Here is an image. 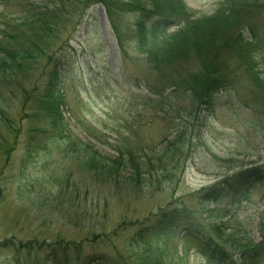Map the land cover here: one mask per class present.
Here are the masks:
<instances>
[{
  "label": "rangeland",
  "instance_id": "1",
  "mask_svg": "<svg viewBox=\"0 0 264 264\" xmlns=\"http://www.w3.org/2000/svg\"><path fill=\"white\" fill-rule=\"evenodd\" d=\"M182 1L191 22L214 18L225 2ZM2 12L0 5V34L19 11L12 7L4 16ZM114 13L126 54L118 48L102 5L90 8L82 20L68 23L55 44L63 48L59 55L71 60L61 85L67 101L66 139L48 135L46 149L25 161L29 141L33 146L43 142L30 129L34 108L22 107L18 100L11 115L16 128H0V264H139L140 256L152 249L161 253L162 264H208L182 230L160 239L136 234L154 224L155 214L162 212L176 211L185 220L195 217L209 230L210 223L222 230L228 227L226 235L235 244L253 246L262 240V174L258 175L262 183L253 185L239 202L229 198L233 193L218 202L202 198L224 181L234 184L241 173L250 172L247 175L255 182L254 171L264 168V20L248 40L249 47L259 52L249 64L253 71L231 66L230 86L213 95L212 110L203 120L188 95L180 91L170 95L172 84L179 82L178 76L198 73L202 56L212 62L220 59L222 65L230 63L223 51V40L230 35H215L216 43H200L198 58L192 55L177 62L178 73L169 76L172 82L166 84L153 74L137 41L130 39L128 29L136 15ZM234 31L239 35L238 29ZM216 46L221 47L219 56ZM162 87L166 88L163 97L159 96ZM38 133L43 135L41 130ZM169 135V139L184 136L187 144L185 157L173 164L169 156H157ZM6 144L12 150L9 163L1 150ZM121 151L126 162L129 157L144 162L149 156L158 170L157 179L149 181L146 174L138 185L130 186L129 164L108 163H117ZM91 158L118 169L119 177L106 176V169L102 174L86 170ZM161 160L168 164L166 171L159 169ZM148 261L154 262L153 257Z\"/></svg>",
  "mask_w": 264,
  "mask_h": 264
},
{
  "label": "trees",
  "instance_id": "2",
  "mask_svg": "<svg viewBox=\"0 0 264 264\" xmlns=\"http://www.w3.org/2000/svg\"><path fill=\"white\" fill-rule=\"evenodd\" d=\"M0 5L4 7L2 16L12 7L19 11L5 22L0 34V128L13 131L16 128L11 115L12 105L18 100L22 107L32 105L34 108L33 122L32 116L30 118V129L43 142L33 146L29 141L25 161L30 160L34 153L46 149L48 135L52 136L55 133L58 138H65L66 127L63 124V117L67 101L61 85L71 60L60 56L63 48H56L55 44L57 45L67 24L82 20L90 8L97 5L104 7L106 17L117 36L118 48L123 54H126L127 47L125 41L118 35L120 23L114 11L135 14L134 25L128 29L130 39L137 41L136 45L145 56V62L153 74L166 84L167 81L172 82L169 76L178 73L177 62L192 59V55L198 58V51L203 46L200 43L211 40L216 43L215 35L229 34L230 36L223 40L225 44L223 51L228 53L230 63L227 61L226 65H222L224 62H218L220 59L212 62L211 58L202 56L198 73L187 77L178 76L179 82L172 84L173 90L170 91V95L178 94L179 91L188 95L193 109L202 113L200 117L203 116V120L204 115L212 110L213 95L230 86L233 75L231 66L239 64L240 68L246 66V72L253 71L249 64L251 58L259 55V52L249 47L248 40L253 38V28L258 30V24L264 20L262 0H225L217 10L216 16L207 22L204 20L191 22L189 9L182 0H0ZM168 29H174L172 34L166 35ZM236 29L239 35L234 31ZM231 33L238 39H231ZM213 49L219 56L221 47L216 46ZM6 90L8 99L4 95ZM15 90L19 92L16 93ZM165 91L166 88L159 96L163 97ZM18 93L21 95L18 96ZM36 121L38 124H33ZM19 130L21 128H18V134ZM38 130H41L43 135H40ZM170 137L172 135L164 140L166 145L157 156H169L168 162L173 164L185 157L184 149L187 144L184 142V136L169 139ZM1 150L9 163L12 150L7 144ZM124 155L122 151L119 153L117 163L107 161L112 165L119 163V166L129 164L131 173L127 181L130 186L138 185L146 174L149 181L157 179V176H154L158 170L149 156L144 162H141V158L136 160L133 157H129V162H126L123 159ZM93 159L95 158L86 163V170L102 174L106 169V176L119 177L118 169L102 165ZM167 166L168 164H162L161 160L159 169L166 171ZM98 167L102 168L99 170ZM249 173L238 175L234 184L224 181L205 193L202 199L218 202L224 194L233 193L229 198L239 202L252 187L262 183L258 175L264 176V168L254 171L258 176H255L257 177L255 182L250 181L247 175ZM2 195L0 190V198ZM157 214L154 224L141 228L136 234L156 235L160 239L167 237L166 234L170 232L182 230L186 234V240L195 244L197 252L208 264H260L264 261V235L261 242L253 246L242 245V241L235 244L230 241L231 237L226 235V231L231 230L228 227L223 226L222 230L218 225L210 223L209 230L195 217L188 216L185 220L182 214L176 211L162 212L159 216ZM145 253V256L138 259L139 264H162L160 252L157 254L152 249ZM149 256L153 257L154 262L148 261ZM56 258L54 255L53 259Z\"/></svg>",
  "mask_w": 264,
  "mask_h": 264
}]
</instances>
